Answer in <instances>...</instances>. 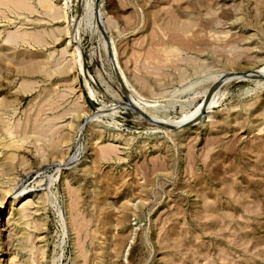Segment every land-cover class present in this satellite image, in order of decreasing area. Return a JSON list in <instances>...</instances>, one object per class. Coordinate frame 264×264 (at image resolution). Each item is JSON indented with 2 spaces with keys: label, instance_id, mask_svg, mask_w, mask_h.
Here are the masks:
<instances>
[{
  "label": "rangeland",
  "instance_id": "rangeland-1",
  "mask_svg": "<svg viewBox=\"0 0 264 264\" xmlns=\"http://www.w3.org/2000/svg\"><path fill=\"white\" fill-rule=\"evenodd\" d=\"M12 1L3 263L264 264V0Z\"/></svg>",
  "mask_w": 264,
  "mask_h": 264
},
{
  "label": "bare ground",
  "instance_id": "bare-ground-1",
  "mask_svg": "<svg viewBox=\"0 0 264 264\" xmlns=\"http://www.w3.org/2000/svg\"><path fill=\"white\" fill-rule=\"evenodd\" d=\"M24 0H19L18 2H13L12 1V3H15L16 5H20L21 7H26V5L28 6V3L26 2V0L23 2ZM85 2V1H84ZM25 3H26V5H25ZM24 5V6H23ZM31 7V6H30ZM26 8H28V7H26ZM75 19V18H74ZM70 35H72V34H70ZM70 37V36H69ZM73 37V36H72ZM77 37V36H76ZM70 39V38H69ZM67 41H68V39H67ZM74 41V40H73ZM69 45H71L70 44V41H68L67 43H66V46H69ZM78 47V46H77ZM78 54V53H77ZM76 57V56H75ZM77 58H78V56H77ZM79 59V58H78ZM81 67V66H80ZM83 69V68H82ZM260 69H262V68H260ZM84 70V69H83ZM264 73V72H263ZM263 73L261 74V75H263ZM81 74H82V71H81ZM234 74V73H233ZM83 75H84V78L86 77L85 76V74H84V71H83ZM255 75H258V73H256ZM220 77V76H219ZM218 78V77H217ZM86 79V78H85ZM229 79V78H228ZM129 90H130V88H129ZM207 91V90H206ZM131 93H132V91H130ZM129 92V93H130ZM213 93V92H212ZM206 94V93H205ZM205 96V95H204ZM130 98V97H129ZM204 98V97H203ZM132 99V98H131ZM135 100V99H134ZM203 100V99H202ZM209 100V99H208ZM211 101H214V100H211ZM134 103H135V101H133ZM132 102V103H133ZM132 103L130 104V105H132ZM209 103V102H208ZM148 104V103H147ZM146 105V104H145ZM200 105V104H199ZM198 105V108L192 113V114H190L187 118H186V120H185V123H188V122H190V121H194V120H197V119H199L200 117H201V114H200V112H201V109L203 108V106H199ZM211 105H212V102H211ZM128 106V105H127ZM147 106H149V105H147ZM150 106H152V104L150 105ZM207 106V105H206ZM209 106H210V104H209ZM213 106V105H212ZM152 107H154V106H152ZM202 107V108H201ZM140 108V107H139ZM144 108V107H143ZM209 108V107H208ZM130 109H132L131 107H130ZM135 110H136V108H135ZM146 110V109H145ZM136 111H138V110H136ZM208 111V110H207ZM210 111V110H209ZM138 113V112H137ZM139 113H141V111L139 112ZM148 113V112H147ZM207 113V112H206ZM208 114V113H207ZM140 115V114H139ZM145 115V114H144ZM147 115V114H146ZM145 115V116H146ZM150 115V114H149ZM188 115V114H187ZM187 115H185V116H187ZM53 116H56L55 114H53ZM52 116V117H53ZM151 116V115H150ZM52 117H50L49 118V120L52 118ZM57 117H58V115H57ZM141 117V116H140ZM144 117V116H143ZM149 117V116H148ZM148 117H146V118H148ZM183 117H184V115H183ZM206 117H209V115H207ZM55 118V117H54ZM145 118V119H146ZM158 118V117H157ZM156 118V119H157ZM181 119V118H180ZM180 119L179 120H176L177 122H180ZM207 119V118H206ZM209 119V118H208ZM207 119V120H208ZM6 120V119H5ZM48 120V121H49ZM150 120H151V118H150ZM161 120V119H160ZM205 120V119H204ZM50 121H52V120H50ZM152 121V120H151ZM162 121V120H161ZM165 121V120H164ZM174 121V120H173ZM148 122V121H147ZM160 122V121H159ZM167 122V121H166ZM6 123V122H5ZM33 123V122H32ZM154 123V122H153ZM176 123V122H175ZM173 128V127H172ZM8 132H9V128L3 123V120H2V118H1V115H0V146H2V147H7V148H9V147H11L12 145H13V141L11 140V141H9V142H6V141H4L5 140V138H6V135L8 134ZM10 133L11 132H9V134L8 135H10ZM40 150H42L41 148H40ZM10 154H12V153H6L5 154V156L6 157H8V156H10ZM5 194H6V192H5ZM8 194V193H7ZM21 195V194H20ZM19 195V196H20ZM16 196V195H15ZM14 196V199H13V202L11 203V206H10V208L8 209V213L11 215L12 213H13V209H12V207L14 206V204H15V197ZM5 197V196H4ZM30 200H31V198H25V199H23V201H21L22 203H21V206L19 207V209L21 208V210H20V214H21V216L23 217V218H25L26 216H28L27 215V204H30ZM18 203V202H17ZM2 216V215H1ZM5 221V220H4ZM1 220H0V233H1V231H2V224H1ZM6 230V229H5ZM1 241H3V240H1V236H0V264H4L3 262H4V258L2 257L3 256V246L1 245L2 244V242ZM5 246V245H4ZM5 250V249H4ZM7 262H8V260H7ZM6 262V263H7ZM13 261L11 260L10 261V264L12 263Z\"/></svg>",
  "mask_w": 264,
  "mask_h": 264
},
{
  "label": "water",
  "instance_id": "water-1",
  "mask_svg": "<svg viewBox=\"0 0 264 264\" xmlns=\"http://www.w3.org/2000/svg\"><path fill=\"white\" fill-rule=\"evenodd\" d=\"M83 69H84L85 76L88 78L89 77V72L87 70V66H86L85 62L83 63ZM243 76H246V75H243ZM205 106L206 105H204L203 108L201 109V114H202L201 118L204 117V114H205V111H206V107ZM186 124H188V123H186Z\"/></svg>",
  "mask_w": 264,
  "mask_h": 264
}]
</instances>
